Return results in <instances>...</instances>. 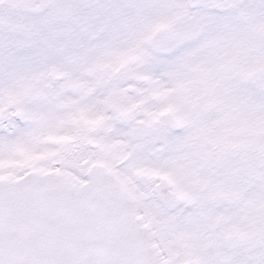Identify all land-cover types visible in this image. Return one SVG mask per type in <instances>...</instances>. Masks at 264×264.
Masks as SVG:
<instances>
[{
	"label": "snow or ice",
	"instance_id": "obj_1",
	"mask_svg": "<svg viewBox=\"0 0 264 264\" xmlns=\"http://www.w3.org/2000/svg\"><path fill=\"white\" fill-rule=\"evenodd\" d=\"M0 264H264V0H0Z\"/></svg>",
	"mask_w": 264,
	"mask_h": 264
}]
</instances>
